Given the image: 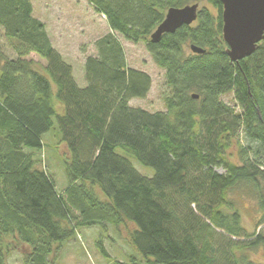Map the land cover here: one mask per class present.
<instances>
[{"label": "trees", "instance_id": "1", "mask_svg": "<svg viewBox=\"0 0 264 264\" xmlns=\"http://www.w3.org/2000/svg\"><path fill=\"white\" fill-rule=\"evenodd\" d=\"M198 1L88 0L164 71V109L152 111L130 104L152 80L127 64L112 31L94 41L79 86L31 0H0L13 51L0 52V264H60L79 228L125 222L146 264H261L250 254L264 253V39L231 60L222 3L207 0L213 10L202 6L191 24L150 40L168 8ZM229 93L234 105L223 99ZM54 127L67 150L60 190L41 156ZM237 191L259 212L253 230ZM102 237L96 244L110 258Z\"/></svg>", "mask_w": 264, "mask_h": 264}, {"label": "rangeland", "instance_id": "2", "mask_svg": "<svg viewBox=\"0 0 264 264\" xmlns=\"http://www.w3.org/2000/svg\"><path fill=\"white\" fill-rule=\"evenodd\" d=\"M31 2L33 15L44 22L51 42L72 64L76 82L79 86H85L84 59L97 52L94 41L112 31L105 16L97 13L88 0H31ZM197 3L198 9L207 6L213 10L207 0H199ZM112 32L123 46L127 64L151 76V87L147 95L143 98L131 99L130 104L152 111L163 110L164 96L169 90L164 71L154 62L143 42L128 41L119 33ZM0 52H6L8 56L13 52L9 48L8 39L1 26ZM31 57L38 59L35 54ZM223 99L231 105L235 104L232 93L224 95ZM43 141L41 156L54 176L56 188L60 190L66 183L62 159L66 156L67 150L58 138L57 127L44 134ZM241 142L246 144L243 138ZM131 160L141 173L152 175L151 167L141 165L133 157ZM233 196L242 215L243 224L249 230H253L259 215L254 201L242 191L233 193ZM132 228L130 222H125L118 229L108 227L106 231L100 226L79 228L76 237L66 242L65 247L62 248L63 256L60 258V264H117L115 261L121 264H146L130 241ZM101 235L104 236L101 238L102 244L110 258L103 256L96 244ZM250 256L264 264L262 249L252 250ZM10 262L20 264L19 260L15 261L13 258Z\"/></svg>", "mask_w": 264, "mask_h": 264}, {"label": "water", "instance_id": "3", "mask_svg": "<svg viewBox=\"0 0 264 264\" xmlns=\"http://www.w3.org/2000/svg\"><path fill=\"white\" fill-rule=\"evenodd\" d=\"M222 3V37L227 44L231 60L237 61L250 55L258 42L264 39V0H220ZM198 3L183 7H170L163 20L150 35L152 42L160 40L163 33L174 32L183 24H191L197 18ZM193 52L204 49L190 45ZM197 97L196 94L192 95Z\"/></svg>", "mask_w": 264, "mask_h": 264}]
</instances>
